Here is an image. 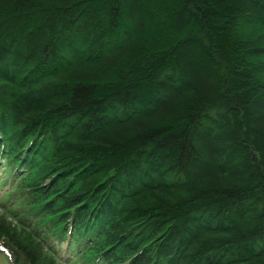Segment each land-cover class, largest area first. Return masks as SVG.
Here are the masks:
<instances>
[{"label": "trees", "instance_id": "obj_1", "mask_svg": "<svg viewBox=\"0 0 264 264\" xmlns=\"http://www.w3.org/2000/svg\"><path fill=\"white\" fill-rule=\"evenodd\" d=\"M10 264H264V0H0Z\"/></svg>", "mask_w": 264, "mask_h": 264}, {"label": "rangeland", "instance_id": "obj_2", "mask_svg": "<svg viewBox=\"0 0 264 264\" xmlns=\"http://www.w3.org/2000/svg\"><path fill=\"white\" fill-rule=\"evenodd\" d=\"M2 198H4V196L0 197V203L1 201H3ZM0 213L6 214V212L3 209H1V207H0ZM0 264H10L8 258L3 253H0Z\"/></svg>", "mask_w": 264, "mask_h": 264}]
</instances>
